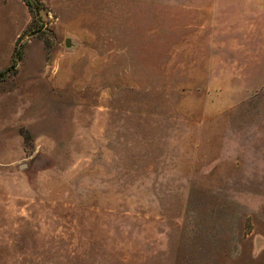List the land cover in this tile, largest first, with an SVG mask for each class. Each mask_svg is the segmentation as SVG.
Masks as SVG:
<instances>
[{
  "label": "rangeland",
  "instance_id": "374dc122",
  "mask_svg": "<svg viewBox=\"0 0 264 264\" xmlns=\"http://www.w3.org/2000/svg\"><path fill=\"white\" fill-rule=\"evenodd\" d=\"M26 1L0 0V264H264V0Z\"/></svg>",
  "mask_w": 264,
  "mask_h": 264
},
{
  "label": "trees",
  "instance_id": "16d2710c",
  "mask_svg": "<svg viewBox=\"0 0 264 264\" xmlns=\"http://www.w3.org/2000/svg\"><path fill=\"white\" fill-rule=\"evenodd\" d=\"M26 6L28 7V9H31L30 4L28 3V1L24 0ZM15 58H19V50H17V48H15ZM15 66V60L12 62V67ZM4 73H0V75H3Z\"/></svg>",
  "mask_w": 264,
  "mask_h": 264
},
{
  "label": "water",
  "instance_id": "95a60500",
  "mask_svg": "<svg viewBox=\"0 0 264 264\" xmlns=\"http://www.w3.org/2000/svg\"><path fill=\"white\" fill-rule=\"evenodd\" d=\"M65 46L66 47H69V42L68 41L65 43Z\"/></svg>",
  "mask_w": 264,
  "mask_h": 264
}]
</instances>
